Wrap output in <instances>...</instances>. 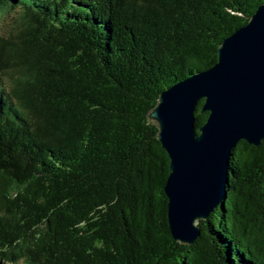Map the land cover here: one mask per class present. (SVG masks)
I'll list each match as a JSON object with an SVG mask.
<instances>
[{
    "label": "trees",
    "instance_id": "trees-1",
    "mask_svg": "<svg viewBox=\"0 0 264 264\" xmlns=\"http://www.w3.org/2000/svg\"><path fill=\"white\" fill-rule=\"evenodd\" d=\"M262 3L0 0V264H264V141L233 150L223 202L185 245L147 117Z\"/></svg>",
    "mask_w": 264,
    "mask_h": 264
},
{
    "label": "water",
    "instance_id": "water-1",
    "mask_svg": "<svg viewBox=\"0 0 264 264\" xmlns=\"http://www.w3.org/2000/svg\"><path fill=\"white\" fill-rule=\"evenodd\" d=\"M209 113L198 128L196 109ZM170 159L165 193L173 238L192 245L224 200L232 153L264 141V3L218 48V62L167 89L147 115Z\"/></svg>",
    "mask_w": 264,
    "mask_h": 264
}]
</instances>
